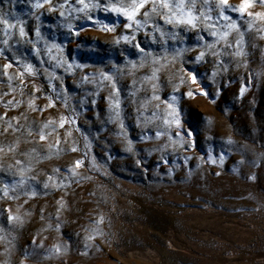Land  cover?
Segmentation results:
<instances>
[{
  "label": "rangeland",
  "instance_id": "374dc122",
  "mask_svg": "<svg viewBox=\"0 0 264 264\" xmlns=\"http://www.w3.org/2000/svg\"><path fill=\"white\" fill-rule=\"evenodd\" d=\"M36 2L0 0V18L23 21L10 36L0 24V264H264V19L226 22L209 0L196 29L153 17L161 39L103 10L118 0H91L101 7L87 14L76 0ZM172 97L179 126L164 124Z\"/></svg>",
  "mask_w": 264,
  "mask_h": 264
},
{
  "label": "snow or ice",
  "instance_id": "6c2138e0",
  "mask_svg": "<svg viewBox=\"0 0 264 264\" xmlns=\"http://www.w3.org/2000/svg\"><path fill=\"white\" fill-rule=\"evenodd\" d=\"M67 0H65V3ZM78 4H81L82 7L77 9V11L80 12H85L87 14V10H90L92 8H100L101 4L99 2L92 3L91 0H89V3H84V0H76ZM43 3H49V0H43ZM254 0H241L240 4L238 6H232L228 3V0H215V7L216 9L219 10V16L226 22L230 20V17L228 15H225V11L228 12H237L241 16H243L246 12L248 16H255L260 19H264V13L256 12H248L247 10L253 7ZM260 5L264 6V0H259ZM196 4L197 0H130L129 3H119V0L117 3H111V4H105L103 10L114 13L116 15L122 16L126 19L127 23L124 24L125 28H130L132 25H135L137 29H140L142 25H147L149 27L153 28V31L160 33L161 39H164V31L161 29V27L158 24H155L153 21L152 24H149V21L153 19V17H158L160 20L164 22L165 25H172L173 27L177 26H183L186 30L188 29H196L199 24L202 22L201 18H203V21H210L211 16L209 12L204 11V8L209 7V0H203V7L201 10L197 13L196 11ZM43 5L37 0L36 3L32 4L33 9L41 8ZM150 6V7H147ZM59 7L62 9L64 7V4H60ZM144 10L142 12L143 15V20L137 19L138 14L141 13V10ZM55 8L50 6L48 8L49 12L54 11ZM63 14V13H61ZM94 23H99L100 27L102 29H106L109 31H112V29L109 25L104 24L99 21H94ZM0 24H3L4 32L6 36L11 35V30L16 27V24H23V21L16 20L15 23H9L7 19L0 18ZM212 24H205V29L208 30L212 28ZM226 29H233L239 32V29L237 28V25L235 21H231L230 23H226L224 26ZM249 28L252 27L251 23L248 25ZM19 37L23 39V37L26 35L24 28L21 26L18 29ZM213 37H217V41L225 39L228 35V31H223L221 33H217L216 31H210L209 33ZM40 33L37 32V36H39ZM135 37H133L134 39ZM170 38L175 39L176 34L172 33ZM122 39L125 42H129V38L127 36L122 37ZM201 39H203L201 37ZM242 35L241 38L236 41L237 44L242 43ZM155 42V41H153ZM5 45L8 44V40L5 39L3 41ZM209 49H212L215 47V43H210L207 45ZM136 48L139 51H142L140 49L139 45H136ZM213 55H216V53H212ZM147 55L151 56V53H148ZM205 57V52L201 51L199 54L196 55L195 60L197 62L201 61ZM158 58H154L153 63H156ZM133 67H136L135 64L132 65ZM141 67L143 65H140ZM11 67L10 64L6 63L4 65V70H5V75H7V69ZM71 67V65H69ZM24 71L27 72L29 75H32L34 73V69L32 65L30 64H24L23 65ZM159 71L158 68H153L152 74L150 76L144 77L145 81H152L157 79L156 73ZM189 80L191 83L196 84L197 80L196 77L193 75L192 72L187 73ZM101 76L103 77L104 80H107L111 84L112 88V95L113 97H116L118 95L117 90H116V85L115 83H112L113 77L111 75H104L101 73ZM11 79V78H10ZM84 80L87 81L88 78L84 77ZM181 82H183V77H181ZM156 85L153 84V92L155 93L156 90ZM241 92H243V89H241ZM135 93H133L134 95ZM201 94H204L203 91L201 90ZM188 96H193L194 93L189 90L188 93H186ZM152 100H159L160 98L153 94V96L150 98ZM175 97L171 98V101L167 104V108L170 109V112L168 115L171 117V119H165L164 124L169 125V124H176L179 126V113L177 109L175 108L174 105ZM11 103V102H9ZM83 103V101H82ZM144 103H147L145 101ZM51 105V102H50ZM141 107H144V104L142 103ZM158 107V106H157ZM110 111L114 113V118L119 119L120 116V102L118 99H114L110 104H109ZM155 116V113H153ZM75 123V121H73ZM61 124H63V120L61 121ZM163 133L157 132V138H159ZM179 135V134H177ZM189 137L191 136V133L188 134ZM45 138L43 132H41L40 139L43 140ZM75 150V149H73ZM81 162L77 161L76 164L79 165ZM251 178V177H250ZM23 183V181H21ZM47 187V185H45ZM9 221L13 219L11 215L8 217ZM18 219V218H17Z\"/></svg>",
  "mask_w": 264,
  "mask_h": 264
}]
</instances>
